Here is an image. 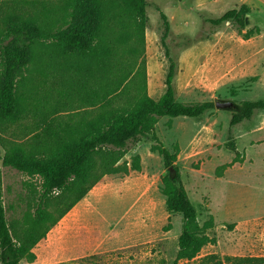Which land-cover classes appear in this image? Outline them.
Segmentation results:
<instances>
[{"label":"rangeland","instance_id":"374dc122","mask_svg":"<svg viewBox=\"0 0 264 264\" xmlns=\"http://www.w3.org/2000/svg\"><path fill=\"white\" fill-rule=\"evenodd\" d=\"M146 1L143 34L127 21L125 29L131 35L117 50L119 88L126 90L122 101L131 94L142 60L146 91L157 99L165 90L169 57L175 62L173 87L177 100L195 103L220 98L236 105L243 100H264V0ZM241 4L250 9L247 27L209 22ZM12 13L26 23L6 43L30 50L33 55L19 77L23 105L32 116L18 125L0 128V157L10 143L29 140L35 127L31 122L40 112L55 108L57 116L73 121V112L79 110L73 104V88H77L73 87V77L82 80L85 87L97 78L87 72L88 60L63 53L47 39L38 38L29 25L51 31L66 27L71 15L65 0H0V27ZM161 14L168 22L167 31ZM247 30L253 32L245 38ZM232 110L214 107L198 117L163 116L156 123L159 140L170 151L178 146L175 164L199 223L213 218L207 232L214 243L204 245L192 260L178 264H212L210 260L218 259L226 264V256L264 257V148L255 150L247 146L248 135L242 137L238 148L245 147V155L253 156L252 162L234 163L225 169L223 177L215 175L218 165L234 157L223 143L228 137L235 142L237 130L247 121L232 127L229 136ZM261 112L264 110L257 114ZM152 144L149 137L130 144L119 164L129 167L138 155L140 170L103 176L36 243L34 261L22 259L19 264H171L182 218L165 208L160 188L166 168L161 155L151 150ZM39 182L37 176L2 165L0 159L8 220H23L33 212ZM242 202L246 207L238 211L237 205ZM209 255L216 258L206 260Z\"/></svg>","mask_w":264,"mask_h":264},{"label":"trees","instance_id":"16d2710c","mask_svg":"<svg viewBox=\"0 0 264 264\" xmlns=\"http://www.w3.org/2000/svg\"><path fill=\"white\" fill-rule=\"evenodd\" d=\"M70 7L71 20L64 28L56 30L33 26L38 38L47 39L63 53L88 60L89 74H96L93 84L85 87L82 80L73 77V101L79 110L73 112V121L60 118L55 108L40 112L31 134L22 143H10L0 157L2 165H10L28 176L40 180L36 197L33 199V212L23 220L6 217V207L0 183V264H19L25 259H35L33 247L45 237L54 226L88 191L105 175L128 174L130 170H140L138 155L131 164H119L130 144L143 137H149L152 151H157L166 170L172 168L171 175H177L175 183L168 173L161 178L160 191L164 195L165 208L169 213L181 215L182 223L177 241V252L171 264L192 260L214 237L208 234L213 226L210 216L202 224L180 179L175 164L178 146L170 151L155 133L160 117H198L214 108L212 100L185 103L175 97L173 78L175 62L169 57L165 77V90L157 98L146 91L144 60L141 71L136 73L132 83V96L122 101L124 91L119 88L117 50L130 37L125 29L129 21L143 34L147 22L146 0H65ZM250 9L241 4L210 18L212 25L228 22L238 29L247 27ZM165 31L168 22L161 14ZM26 22L12 13L3 20L0 27V128L4 125H18L32 116L29 108L23 105L19 90V77L32 60L30 50L7 44L6 41L21 32ZM253 31L247 30V38ZM164 53L168 57L166 44L162 41ZM82 89V91H81ZM130 92V91H129ZM264 109V100H243L230 113L228 134L232 127L250 119L256 111ZM27 138V139H28ZM223 147L232 151L230 162L218 165L215 175L220 177L226 168L243 161V153L228 137ZM216 258L209 255L205 259ZM212 264H222L210 260ZM226 264H264V257L226 256Z\"/></svg>","mask_w":264,"mask_h":264},{"label":"crops","instance_id":"0c3cea01","mask_svg":"<svg viewBox=\"0 0 264 264\" xmlns=\"http://www.w3.org/2000/svg\"><path fill=\"white\" fill-rule=\"evenodd\" d=\"M261 110H264V109H261ZM257 112L258 111H256L255 114L250 119H248L244 125L239 127V129L237 130L238 132L236 133V137H235L236 138L235 144L237 145L236 147L239 151L243 152L244 154L243 161L246 160L247 162H250V161L252 162L253 156L251 154L245 155V150H246L245 147H243V149L238 148L237 142L239 139L248 135L247 146H250L255 150H260L264 148V112H261L259 114H257ZM230 161H231V158L227 162H230ZM225 172L226 170L224 171L223 175L218 178L223 177ZM199 173H201V168L199 169ZM237 206H238L237 207L238 211H240L243 207H246L243 202ZM245 218L247 217H244L242 219L240 218L239 220H244Z\"/></svg>","mask_w":264,"mask_h":264},{"label":"water","instance_id":"95a60500","mask_svg":"<svg viewBox=\"0 0 264 264\" xmlns=\"http://www.w3.org/2000/svg\"><path fill=\"white\" fill-rule=\"evenodd\" d=\"M214 107L219 108V109H226V110H232L236 104L232 100H223L220 98L215 99L214 101ZM172 168H169V170H166V173L170 176V178L177 183V175L173 174L171 175Z\"/></svg>","mask_w":264,"mask_h":264},{"label":"flooded vegetation","instance_id":"af4514ba","mask_svg":"<svg viewBox=\"0 0 264 264\" xmlns=\"http://www.w3.org/2000/svg\"><path fill=\"white\" fill-rule=\"evenodd\" d=\"M234 108H235V107H234ZM234 108H233V109H234Z\"/></svg>","mask_w":264,"mask_h":264}]
</instances>
